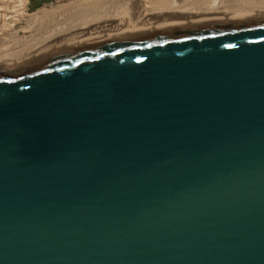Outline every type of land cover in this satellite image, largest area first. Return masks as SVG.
<instances>
[{"label": "water", "instance_id": "water-1", "mask_svg": "<svg viewBox=\"0 0 264 264\" xmlns=\"http://www.w3.org/2000/svg\"><path fill=\"white\" fill-rule=\"evenodd\" d=\"M0 264H264V17L0 69Z\"/></svg>", "mask_w": 264, "mask_h": 264}, {"label": "bare ground", "instance_id": "bare-ground-1", "mask_svg": "<svg viewBox=\"0 0 264 264\" xmlns=\"http://www.w3.org/2000/svg\"><path fill=\"white\" fill-rule=\"evenodd\" d=\"M17 6L0 0V69L97 41L264 17V0H54L9 29Z\"/></svg>", "mask_w": 264, "mask_h": 264}, {"label": "rangeland", "instance_id": "rangeland-1", "mask_svg": "<svg viewBox=\"0 0 264 264\" xmlns=\"http://www.w3.org/2000/svg\"><path fill=\"white\" fill-rule=\"evenodd\" d=\"M17 6V17L15 21L10 25V30L16 27H20L24 22L32 18L44 5H49L54 0H10ZM168 29V28H167ZM1 38V36H0Z\"/></svg>", "mask_w": 264, "mask_h": 264}]
</instances>
